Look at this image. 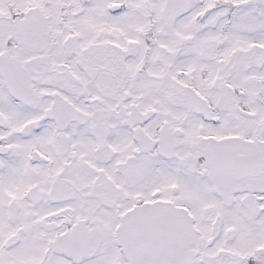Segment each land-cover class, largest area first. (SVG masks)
<instances>
[{
    "label": "snow or ice",
    "instance_id": "1",
    "mask_svg": "<svg viewBox=\"0 0 264 264\" xmlns=\"http://www.w3.org/2000/svg\"><path fill=\"white\" fill-rule=\"evenodd\" d=\"M0 264H264V0H0Z\"/></svg>",
    "mask_w": 264,
    "mask_h": 264
}]
</instances>
